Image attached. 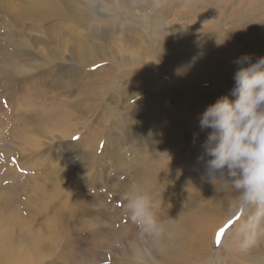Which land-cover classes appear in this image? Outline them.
<instances>
[{"label": "rangeland", "instance_id": "obj_1", "mask_svg": "<svg viewBox=\"0 0 264 264\" xmlns=\"http://www.w3.org/2000/svg\"><path fill=\"white\" fill-rule=\"evenodd\" d=\"M24 1L0 0V264H19L20 250L33 242L38 243L34 262L25 260V264H107L109 255L117 264H169L171 260L153 253L149 232L128 217L133 199L129 194H137L138 179L148 163L164 162L159 172L168 180L166 172H175L170 166L179 167L194 155V133L206 136V132L187 125L197 123L209 104L230 96L234 86L228 74L215 80V70L233 72L238 67L234 60L242 53L250 54L253 62L264 56V0H59L66 14L51 18L24 13ZM144 47L152 52L145 55ZM170 48L183 62L170 72L156 69L153 53ZM180 54L188 60L197 54L204 58L209 80L192 84L202 67H186ZM66 109L71 114L63 117ZM172 120L175 126H161ZM165 129L163 137L147 136ZM175 134L180 136L177 141ZM161 140L172 150L180 142L177 163H169L162 146L151 150L162 145ZM139 143V147L149 145L151 152L145 158L134 153ZM200 170L205 171L203 162L189 164L188 178ZM217 177L206 188L230 192L235 212L227 219L225 204L205 210L201 228L209 235L195 238L192 228L185 226L187 235L175 261L264 264V236L247 251L239 247L257 206H242L240 192ZM68 181L79 183L83 200L78 213L65 220L59 194L49 188L65 187ZM185 181L183 177L181 185L186 188ZM192 186L197 190L202 184ZM178 189L179 202H174L176 209L171 208L170 198ZM165 197L150 201L156 206L152 212L158 225L174 209L183 211L185 203L191 201L190 206L197 207L202 203V196L190 200L189 192L181 188ZM99 207L110 208L111 213L118 210L104 224L107 239L91 235L103 224ZM54 213L63 227L59 230L56 225L50 231ZM218 213L222 221L215 219ZM242 215L240 226L234 227ZM94 238L98 245L91 242Z\"/></svg>", "mask_w": 264, "mask_h": 264}, {"label": "bare ground", "instance_id": "obj_2", "mask_svg": "<svg viewBox=\"0 0 264 264\" xmlns=\"http://www.w3.org/2000/svg\"><path fill=\"white\" fill-rule=\"evenodd\" d=\"M68 3L72 2L73 0H64ZM92 2V1H91ZM21 11H24V13H38L40 14L41 18H45V17H48V18H51L52 16H55V15H64L66 14V10L64 8V6L60 3L59 0H26L24 1L23 3V6H22V10ZM37 16V15H36ZM81 47V49H84L82 48L83 46H79V48ZM145 48V55L146 54H150L152 51H149L146 47ZM175 50V49H174ZM175 52H173L172 48H170V50L168 51H164L163 49L162 50H157L153 53V57H154V62H155V66H156V69L159 68L161 69L162 71H166V72H170V70L172 69H176L177 65L180 64V62H183L182 59L180 57H177L176 54H174ZM183 53V52H182ZM194 53V52H193ZM195 54V53H194ZM202 54V53H201ZM244 53L240 54L237 56L240 57L241 55H243ZM181 55V54H180ZM204 55V54H203ZM183 60H184V64L185 66H192L194 65L195 68H198V67H202L200 72H197L199 78H195L193 79V83L195 84H201L203 83V81H206L208 79V75H209V70L207 69V66L208 64L206 63L205 59L204 58H200L199 55L197 54V56H194L195 59L193 60H188L186 57H184L183 55H181ZM209 58V57H208ZM88 61H92V58H87ZM207 60V59H206ZM213 60V59H212ZM254 60V58H253ZM216 62V61H215ZM182 65V64H181ZM215 65V64H214ZM183 66V65H182ZM213 66V65H212ZM180 68V67H179ZM210 68V67H209ZM218 68V67H217ZM187 69V68H186ZM216 69V68H213V70ZM180 70V69H179ZM185 70V69H184ZM111 71V70H110ZM182 71V70H181ZM222 69L221 68H218L217 70H215L214 72V75L213 78L216 80H218V78L220 76H225V74H228V76H233L235 70L232 72H228V73H225V72H221ZM109 72V71H108ZM186 72V71H185ZM97 73V72H96ZM184 73V72H183ZM108 74V73H107ZM119 74V73H118ZM76 75V74H75ZM116 75V74H115ZM173 75L175 76V73H173ZM180 75V74H179ZM103 76V75H102ZM117 76V75H116ZM164 76V75H163ZM178 76V74H177ZM176 76V77H177ZM182 76V75H181ZM168 77V76H167ZM184 78V77H182ZM221 78V77H220ZM231 79V77H229ZM101 79V78H100ZM233 79V78H232ZM129 80H131L129 78ZM143 80V79H142ZM203 80V81H202ZM209 80V79H208ZM225 80V79H224ZM89 81H90V78H89ZM134 79H132L131 81L129 82H133ZM161 81V80H159ZM92 82V81H91ZM139 82V81H138ZM143 82V81H142ZM71 83V82H69ZM177 83V81H176ZM216 83V82H214ZM86 84V83H85ZM218 84V83H217ZM232 84V83H231ZM11 85V84H10ZM93 85V83H92ZM95 85V84H94ZM134 85V84H133ZM136 85V84H135ZM189 85V84H188ZM76 87V86H75ZM130 87V86H129ZM128 87V88H129ZM190 87V86H189ZM188 87V88H189ZM201 87V86H199ZM215 87V86H213ZM217 87V86H216ZM215 87V88H216ZM231 87V86H230ZM229 87V88H230ZM121 88V87H120ZM202 88V87H201ZM219 88V87H218ZM222 88V87H221ZM136 89V88H135ZM138 89V88H137ZM183 89V88H182ZM231 89V88H230ZM229 89V90H230ZM81 90V89H80ZM94 90V89H93ZM98 90V89H97ZM111 90H112V86H111ZM115 89H113V92H114ZM221 90V89H219ZM128 91V90H127ZM134 91V90H133ZM142 91V90H141ZM141 91L139 90L138 93H141ZM207 91V90H206ZM225 91V90H224ZM95 92V91H94ZM97 92V91H96ZM112 92V91H111ZM143 92H146V90H144ZM152 92V91H151ZM89 93V92H88ZM91 93V92H90ZM150 93V92H148ZM80 92H79V96H80ZM92 94V93H91ZM90 94V95H91ZM214 94V93H213ZM89 95V96H90ZM123 95V93H122ZM86 96V94H85ZM88 96V97H89ZM77 97V96H76ZM107 97V96H105ZM126 97V96H125ZM124 97V99H125ZM64 98V97H63ZM85 98V97H84ZM90 98V97H89ZM127 98V97H126ZM66 99V98H65ZM123 99V98H122ZM123 99V100H124ZM148 99V98H146ZM165 98H163L164 100ZM102 100V99H101ZM106 99H104V102H105ZM160 100V99H159ZM118 101V100H117ZM121 101V99H120ZM185 101H188V100H185ZM67 102V101H66ZM97 102V101H96ZM148 102V100H147ZM213 102V101H212ZM72 103V102H70ZM190 103V101H189ZM98 104V103H97ZM164 104V103H162ZM76 105V104H75ZM74 105V106H75ZM83 105V104H82ZM151 105V104H150ZM67 106V105H66ZM91 106V105H90ZM114 106V105H113ZM120 106V105H119ZM126 106V104L123 105V107ZM200 106V105H199ZM65 107V106H64ZM100 107V106H99ZM106 107V106H105ZM105 107L104 110H105ZM156 107V106H155ZM89 108V107H88ZM174 108V107H173ZM97 109V108H96ZM137 109V108H136ZM57 111V109H55ZM102 110V109H101ZM128 110V109H127ZM152 110V109H151ZM165 110V109H164ZM114 111H117V110H112V112ZM153 111V110H152ZM151 111V112H152ZM172 112V110H169ZM130 112V111H129ZM165 112V111H164ZM181 112V111H180ZM85 113V112H84ZM105 113V112H104ZM133 113V112H132ZM197 113V112H196ZM71 114V110L70 109H66L65 111H62L61 115L63 117H68L70 116ZM96 114V113H95ZM94 114V116H95ZM109 114V113H108ZM170 115V113H168ZM184 114V113H183ZM175 115V114H173ZM186 115V114H185ZM99 116V115H98ZM103 116H105L103 114ZM167 116V115H166ZM92 117V116H91ZM108 117V116H107ZM153 117V116H152ZM169 117V116H168ZM173 118V117H172ZM199 118V117H197ZM91 119V118H90ZM89 119V120H90ZM117 119V118H115ZM155 119V118H153ZM164 119V118H163ZM167 119V118H166ZM175 119V118H174ZM194 119V118H193ZM192 119V120H193ZM93 120V119H92ZM102 120V119H101ZM148 120V119H147ZM161 120V119H160ZM111 121V119H110ZM114 121V119H113ZM198 121V120H197ZM80 122V121H79ZM183 122V120H182ZM188 122V120H187ZM102 123V122H101ZM115 123V122H113ZM151 123V122H150ZM176 120H172L166 124H163L161 126H167V125H170V126H175L176 125ZM185 123V122H184ZM86 124V123H85ZM88 124V122H87ZM82 125V124H81ZM99 125V124H98ZM122 125H123V121H122ZM138 125V124H137ZM195 126L196 130L197 131H201L197 125H198V122L197 123H194V124H190V125H187V126ZM86 126V125H85ZM127 126V125H126ZM128 127V126H127ZM140 127V126H139ZM158 127V121H157V124H156V128L157 129ZM163 127V128H164ZM81 128V127H80ZM95 128V127H94ZM116 128V127H115ZM123 128V127H122ZM134 128V126H133ZM166 128V127H165ZM171 128V127H170ZM117 129V128H116ZM176 129V128H175ZM139 130V129H138ZM151 130V129H150ZM154 130V129H153ZM182 130V129H181ZM108 131V130H107ZM117 131V130H116ZM118 132V131H117ZM128 132V131H127ZM168 132V131H167ZM202 132V131H201ZM84 133V132H83ZM107 133V132H106ZM130 133V132H129ZM152 133V132H151ZM120 134V133H119ZM166 133V129L165 130H159L157 133H156V136L155 135H151V134H146L148 137L150 138H153V137H160V136H164ZM169 134V133H168ZM104 135V134H103ZM107 135V134H106ZM137 135V134H135ZM176 135V141L180 139V136L179 134H175ZM174 135V136H175ZM171 136V135H170ZM135 137V136H134ZM137 137V136H136ZM142 137V136H141ZM147 137V138H148ZM188 137V135H187ZM109 138V137H108ZM144 138H146L144 136ZM146 138V139H147ZM174 138V137H172ZM90 139V138H89ZM134 139V138H133ZM138 140V138H136ZM170 139V138H169ZM205 139V136L203 135H199L195 138V142H194V138H193V142L192 143V147L194 148V155L191 156V158L189 159H186V161L183 160V162L181 163V165L179 167H174L172 168L171 166L169 167V170L170 169H175V172L170 170V171H167V175L170 177V179L166 180L164 178H162V175L161 173L159 172V169L162 168V164L164 163H160L158 162V160H156L155 162H150L148 163L147 165V171L145 170V174L143 177H141L138 182V184L136 185L138 191L137 193H143L145 195H147L149 197V201H153V200H162V199H165L166 197L165 196H168L169 198V195L177 188H181L183 190V192H186L188 191L189 192V199L190 200H193V198L195 199V197H199V196H202L201 197V206L200 207H197V206H193L191 205L190 206V202L189 203H185L186 204V208H184L183 211H179V210H175L176 208L174 207V202H176V200L178 201V198L180 196V192L178 189V193L175 194V196H173V199L170 198L171 201V204H170V207L171 208H175L173 211H172V215L171 216H168L166 219L162 220L161 224H159L160 226H162L164 228V233L162 236L160 237H157L156 235L154 234H151V233H148L149 237H148V240L150 241V243L152 244L153 246V253L154 251L157 253V254H160L162 255L163 258L165 259H168V260H171L169 262V264H182L181 262H178V261H175V258L179 255L180 251L182 250V247H183V241H184V234L187 235V233L185 232L184 227L188 226L190 228H192L193 230V234H195V238L196 236H201V235H209L207 234V231H205L204 229L201 228L202 226V223L204 221V219L206 218V213H205V210H207L208 208H218L219 206H222V205H226V210L228 211L226 212V215H227V219L231 216V214H233L235 211H234V197L231 195L230 192L228 191H225V189H220L218 190L217 192H212L213 190H210L209 188H206V186L210 185L213 181L211 180H208V179H204L202 180L201 179V170L198 172H193V175H190L191 177L188 178L187 176V173L188 170H189V164H194V165H201L202 163L200 164H197V156L201 154L202 152V148L200 147L201 143L203 142V140ZM103 140V139H102ZM126 140V139H125ZM141 142H144L141 138L139 139ZM151 140V139H150ZM163 140V139H162ZM161 142L162 145H159L156 144V147L153 146V148L151 150H157L158 147H163L162 148V151H163V155H167V159H170L169 160V163H177L179 159H175V158H178L177 154H176V151L179 150V146L181 145L180 142H178L176 144V148H174L172 150V146L169 145V144H166L164 142ZM168 140V139H167ZM146 141V140H145ZM149 141V140H148ZM189 141V140H188ZM192 141V140H191ZM122 142V141H120ZM145 143V142H144ZM150 143V142H149ZM87 144V143H86ZM91 144V143H90ZM93 144V143H92ZM99 144V143H98ZM122 144V143H121ZM128 144V143H127ZM138 144V143H137ZM153 144V143H152ZM172 144V143H171ZM190 145V144H189ZM141 146V144L139 143L138 147L136 148L135 150V154L139 155L141 154V157L145 158V156H147V151H148V155L150 154L151 150L147 147L149 146L147 143H146V147H139ZM152 146V145H151ZM185 146V145H184ZM183 148V147H182ZM181 148V149H182ZM86 149H87V146H86ZM155 152V151H154ZM160 152V150H159ZM87 154V153H86ZM85 154V155H86ZM132 156H134L132 154ZM156 158V157H155ZM94 159V158H93ZM185 159V158H184ZM144 160V159H143ZM161 161V159H160ZM141 162V161H140ZM143 163V162H142ZM161 166V167H160ZM143 167V166H142ZM140 167V168H142ZM197 167V166H196ZM86 168V167H85ZM125 168L122 167L120 171L124 170ZM135 169V168H134ZM138 170V168H137ZM194 170V169H193ZM204 170V169H203ZM136 171V170H134ZM124 173H126L124 171ZM133 173V172H132ZM139 175V174H138ZM132 177V176H131ZM140 177V176H139ZM139 177H136L135 179H132V180H137V178ZM185 178V184L187 185V187L185 188L184 185H181V180L182 178ZM55 178V177H54ZM128 181V180H127ZM216 181V180H215ZM121 182V181H120ZM195 183L197 184H202L201 187H199L197 190H194L193 189V186ZM68 185H66L65 187H55V188H49V190L51 192H58L59 194V201L61 202L62 204V210L65 212L66 214V217H65V220L67 218V216H69L68 218H71L73 216H75L78 211H79V208L82 206V200H83V197L82 196V187L79 186V183L75 182V183H71L70 181H68L67 183ZM222 184V183H221ZM122 185V183L120 184V186ZM141 185V186H140ZM223 185V184H222ZM117 186H118V183H117ZM181 186V187H180ZM218 187V186H217ZM214 189V188H213ZM110 191V190H109ZM161 191V192H160ZM216 191V190H215ZM130 193V192H128ZM160 194H163L162 197L159 198V195ZM131 198H134V196L132 195V193L129 194ZM172 196V195H171ZM48 199V198H47ZM184 199V198H182ZM179 202V201H178ZM49 203H51L49 201ZM156 204V203H155ZM199 204V203H197ZM182 206V205H181ZM238 206V205H237ZM156 206H154L152 209L155 210ZM170 208V209H171ZM50 209V208H49ZM110 208L108 209H105V207H99L97 212H98V216L100 217V223H103V224H100L98 226V229H94V231L96 232H92L91 235H96V234H99V237L97 238H105L107 239V237L105 236L103 232L104 229H106L105 227H107L106 225H104L105 223L108 224V222L110 223L111 221V218H112V214L113 216H116L118 214V210L115 208L114 210H112L113 212L111 213L109 211ZM168 209V210H170ZM165 210V209H164ZM164 212V211H163ZM169 213V212H168ZM222 213V212H221ZM221 213H218V215H216V218L215 219H219L217 221H222V218L224 219L223 216H220ZM171 214V213H170ZM224 214V213H222ZM166 215V214H165ZM131 216V212L130 210L128 211V217ZM163 216V215H162ZM242 218H245V215L241 216V218L239 219L238 222H236L234 224V227L236 226H240V222L242 221ZM163 219V218H161ZM225 219V220H227ZM57 221H58V216L56 213L52 214L51 217H50V231L51 230H54V229H58L61 230V228L63 227L62 225H59L57 224ZM216 221V222H217ZM61 224V223H60ZM239 224V225H238ZM58 226L55 228V226ZM49 226V225H48ZM101 226V227H100ZM217 227V226H216ZM109 228V227H108ZM182 228V229H181ZM65 226L63 228V230H65ZM189 229V228H188ZM187 229V230H188ZM215 229V228H214ZM238 229V228H237ZM236 230V229H235ZM47 231V230H46ZM49 231V230H48ZM49 231V232H50ZM98 231V232H97ZM59 232V231H58ZM237 232V231H236ZM242 232V231H241ZM60 234V233H59ZM51 235V234H50ZM110 236V235H109ZM112 236V235H111ZM115 236V235H114ZM131 236V235H130ZM113 237V236H112ZM131 237H134V233L132 234ZM187 237V236H186ZM190 237V236H189ZM192 237V236H191ZM241 237V236H240ZM97 238H94L93 241L91 242H94V244L98 245L96 242H95V239ZM116 238V237H114ZM126 238V237H125ZM193 238V237H192ZM122 239V238H121ZM174 239V240H173ZM53 240V239H52ZM173 240V241H171ZM177 240V242H176ZM78 241V239H77ZM76 241V242H77ZM102 240H100L101 242ZM89 242V241H88ZM87 242V243H88ZM171 242H175L177 244V247L176 248H173L172 247V243ZM225 242V241H224ZM235 242V241H234ZM82 243V242H80ZM86 243V242H85ZM38 246V243H31L30 246L26 249H21L20 252H19V264H25L24 261L25 260H29L31 263L34 262V249H36ZM10 248V247H9ZM184 249V248H183ZM160 252H158V251ZM92 251V250H90ZM89 251V252H90ZM95 251V250H94ZM88 252V253H89ZM97 252V251H96ZM209 253L210 254V251L206 252V254ZM244 253V252H243ZM236 255V254H235ZM107 256V255H106ZM208 256V255H207ZM13 257V255H12ZM4 258V257H3ZM7 258V257H6ZM18 258H16L15 260H18ZM5 259V258H4ZM8 259V258H7ZM97 261V260H96ZM95 261V262H96ZM231 261H233L231 259ZM175 262V263H174ZM97 264H101V263H97ZM107 264H117V263H114L113 259L110 257H108V262Z\"/></svg>", "mask_w": 264, "mask_h": 264}, {"label": "clouds", "instance_id": "obj_3", "mask_svg": "<svg viewBox=\"0 0 264 264\" xmlns=\"http://www.w3.org/2000/svg\"><path fill=\"white\" fill-rule=\"evenodd\" d=\"M234 63L238 67L230 96H221L199 115L198 126L206 136L196 162L204 163L202 180L219 174L240 192L242 206H257L239 242L247 251L264 236V56L253 62L250 54H243ZM197 136L194 133V142ZM152 207L143 193L128 204L131 220L160 237L164 228L154 219Z\"/></svg>", "mask_w": 264, "mask_h": 264}]
</instances>
